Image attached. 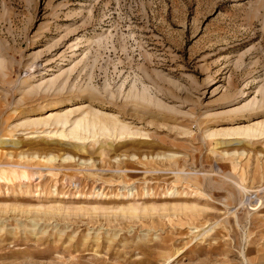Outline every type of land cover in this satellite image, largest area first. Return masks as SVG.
I'll return each mask as SVG.
<instances>
[{
    "label": "rangeland",
    "instance_id": "obj_1",
    "mask_svg": "<svg viewBox=\"0 0 264 264\" xmlns=\"http://www.w3.org/2000/svg\"><path fill=\"white\" fill-rule=\"evenodd\" d=\"M263 92L264 0H0V264H264Z\"/></svg>",
    "mask_w": 264,
    "mask_h": 264
},
{
    "label": "bare ground",
    "instance_id": "obj_2",
    "mask_svg": "<svg viewBox=\"0 0 264 264\" xmlns=\"http://www.w3.org/2000/svg\"><path fill=\"white\" fill-rule=\"evenodd\" d=\"M262 97L264 101V92H263ZM254 103H255L254 100L250 101L248 104H245L244 109L251 110L254 108L256 109V108L264 107V104L256 106V104ZM59 108H60L59 105H53V107L48 108L45 111V113L58 110ZM258 111L260 110L258 109L253 112L257 113ZM72 113H74V111H71L70 113H64V114H58V113H54V114L51 113L50 115L47 114L48 116L46 118L33 120L29 123V125H35V126L43 125V126H50V127L55 126L57 130L54 132V134L60 137H64V138L72 136V138L74 139H83L84 137H82L81 135L82 133H89V134L95 135L97 128H99L102 132L113 131V133L115 134L117 138H128V137L130 138L132 136L135 137L139 134L138 131H135L136 129L133 130L128 124L121 122L120 119L118 118H113L111 120V126L109 127L99 122L96 116L95 118L94 117L91 118L88 116V114L81 118H76L73 120L70 118ZM57 127H60V128L69 127L70 129L66 133V131H59ZM223 134L228 137L236 136L237 138L242 139L245 142H258L260 140H264V121L263 120L256 121L252 125L251 124L238 125L234 128L226 129L223 132ZM17 175L18 174H16V176Z\"/></svg>",
    "mask_w": 264,
    "mask_h": 264
}]
</instances>
